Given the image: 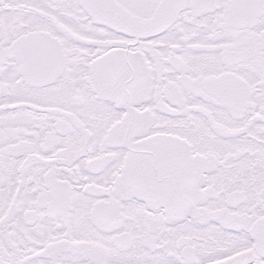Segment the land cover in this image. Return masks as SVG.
<instances>
[{
	"label": "snow or ice",
	"instance_id": "6c2138e0",
	"mask_svg": "<svg viewBox=\"0 0 264 264\" xmlns=\"http://www.w3.org/2000/svg\"><path fill=\"white\" fill-rule=\"evenodd\" d=\"M0 264H264V0H0Z\"/></svg>",
	"mask_w": 264,
	"mask_h": 264
}]
</instances>
